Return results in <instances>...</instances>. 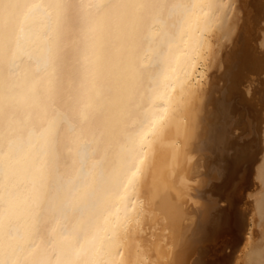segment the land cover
<instances>
[{
  "label": "bare ground",
  "instance_id": "1",
  "mask_svg": "<svg viewBox=\"0 0 264 264\" xmlns=\"http://www.w3.org/2000/svg\"><path fill=\"white\" fill-rule=\"evenodd\" d=\"M0 264H264V0H0Z\"/></svg>",
  "mask_w": 264,
  "mask_h": 264
}]
</instances>
